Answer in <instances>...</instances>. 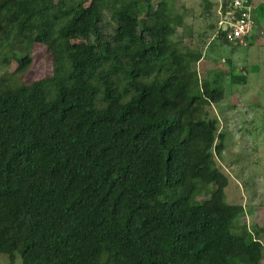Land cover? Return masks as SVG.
<instances>
[{"label":"trees","instance_id":"1","mask_svg":"<svg viewBox=\"0 0 264 264\" xmlns=\"http://www.w3.org/2000/svg\"><path fill=\"white\" fill-rule=\"evenodd\" d=\"M172 1L0 0L10 264H262L264 227L239 224L245 207L227 201L217 162L226 134L212 112L227 73H200L204 50L177 37L184 15L170 17ZM219 5L202 2L216 19L207 45L233 46ZM36 44L52 73L23 82ZM229 75L249 81L234 65Z\"/></svg>","mask_w":264,"mask_h":264},{"label":"rangeland","instance_id":"2","mask_svg":"<svg viewBox=\"0 0 264 264\" xmlns=\"http://www.w3.org/2000/svg\"><path fill=\"white\" fill-rule=\"evenodd\" d=\"M252 1L253 21L257 23L262 19L264 22L263 11L260 8L255 11V5L264 3V0ZM202 2L203 0H173L169 15L171 17L178 12L182 13L184 19L179 20L177 37L183 36L187 46L203 48L204 58L199 64L200 73L204 75L205 71L215 69L227 73L224 79L225 99L212 112L219 119L221 129L226 134L225 149L217 162L230 180L226 189L227 201L231 204H242L245 207V215L240 218L239 224L249 228L256 226L263 228L264 57L262 54V61L257 59L255 56L258 55L250 52L249 45L247 47L229 45L224 50L219 44L207 45L214 34L209 25L216 19L204 15ZM33 56V65L28 74L22 78L23 82L41 79L52 73L51 57L45 46L36 44ZM233 65L237 71L243 70L249 75L247 84L231 82L229 71ZM17 66L18 64L13 62L9 70L12 72ZM235 233L240 234L241 231L238 230ZM0 264H10L9 257L1 256ZM15 264H22L19 256Z\"/></svg>","mask_w":264,"mask_h":264},{"label":"built area","instance_id":"3","mask_svg":"<svg viewBox=\"0 0 264 264\" xmlns=\"http://www.w3.org/2000/svg\"><path fill=\"white\" fill-rule=\"evenodd\" d=\"M224 8L225 4L220 0V5L216 10L219 18L218 27L228 31L229 40L245 44L253 34V1L231 0L225 11Z\"/></svg>","mask_w":264,"mask_h":264},{"label":"crops","instance_id":"4","mask_svg":"<svg viewBox=\"0 0 264 264\" xmlns=\"http://www.w3.org/2000/svg\"><path fill=\"white\" fill-rule=\"evenodd\" d=\"M259 5L256 4L255 9H257V7ZM258 9H259V7H258ZM263 18H264V16H263ZM231 42L233 43V47H238V46L239 47H241V46L247 47L249 45L248 49L250 50V52H253V54H257L258 56H255V57H257V59L262 61V58L264 57V53H263V51H264V22H263V20L260 19L259 22H257V23L255 22L253 34H252L251 38H249L248 42H246L245 44L237 43L236 41H231ZM219 46H221V45H219ZM228 46L229 45H227V47L221 46V48L224 50V49H227ZM262 54H263V57H262Z\"/></svg>","mask_w":264,"mask_h":264},{"label":"bare ground","instance_id":"5","mask_svg":"<svg viewBox=\"0 0 264 264\" xmlns=\"http://www.w3.org/2000/svg\"><path fill=\"white\" fill-rule=\"evenodd\" d=\"M224 31V30H223ZM226 32V31H225ZM237 42V41H236ZM239 42V41H238ZM240 43V42H239Z\"/></svg>","mask_w":264,"mask_h":264},{"label":"clouds","instance_id":"6","mask_svg":"<svg viewBox=\"0 0 264 264\" xmlns=\"http://www.w3.org/2000/svg\"><path fill=\"white\" fill-rule=\"evenodd\" d=\"M220 1V0H219Z\"/></svg>","mask_w":264,"mask_h":264}]
</instances>
